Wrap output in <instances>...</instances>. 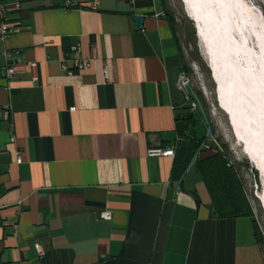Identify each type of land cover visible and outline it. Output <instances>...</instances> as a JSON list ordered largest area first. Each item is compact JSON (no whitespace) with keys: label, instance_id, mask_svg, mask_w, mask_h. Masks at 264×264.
<instances>
[{"label":"crops","instance_id":"crops-1","mask_svg":"<svg viewBox=\"0 0 264 264\" xmlns=\"http://www.w3.org/2000/svg\"><path fill=\"white\" fill-rule=\"evenodd\" d=\"M1 1L19 6L12 78L0 57V264H264L246 197L247 214L218 216L193 162L172 181L174 156L147 155L175 149L193 65L174 0ZM73 44L89 64L68 74Z\"/></svg>","mask_w":264,"mask_h":264},{"label":"bare ground","instance_id":"bare-ground-1","mask_svg":"<svg viewBox=\"0 0 264 264\" xmlns=\"http://www.w3.org/2000/svg\"><path fill=\"white\" fill-rule=\"evenodd\" d=\"M182 2L206 54L216 102L227 117L234 140L261 177L259 199L264 213V22L246 0ZM227 26L231 32L225 31ZM215 33L220 35L216 38L221 46L233 52L232 66L238 72L233 87L225 72L230 58L223 57L225 48H215Z\"/></svg>","mask_w":264,"mask_h":264},{"label":"rangeland","instance_id":"rangeland-1","mask_svg":"<svg viewBox=\"0 0 264 264\" xmlns=\"http://www.w3.org/2000/svg\"><path fill=\"white\" fill-rule=\"evenodd\" d=\"M174 2L179 7L176 8V12L187 21L193 35L192 48L189 50V58L193 65L187 71H183L190 81L191 92L187 94L181 92L182 113L188 112L197 119L194 131L198 137L205 135L200 145L203 154L218 151L224 154L228 165L234 167L243 187L244 196L251 203L264 234V213L259 199L262 190L261 177L243 153L241 146L234 140L227 117L216 102L215 84L211 79L206 54L197 38L194 22L187 16L182 0H174ZM246 2L264 22V0H246ZM205 130L206 132L209 130L210 135L207 136Z\"/></svg>","mask_w":264,"mask_h":264},{"label":"trees","instance_id":"trees-1","mask_svg":"<svg viewBox=\"0 0 264 264\" xmlns=\"http://www.w3.org/2000/svg\"><path fill=\"white\" fill-rule=\"evenodd\" d=\"M196 121L195 116L187 112L177 122L178 140L171 169L172 181H179L194 159L195 172L208 190L215 213L222 217L247 214L246 199L234 167L228 165L224 154L218 151L203 154L200 145L205 135L200 137L196 135L194 131ZM194 196L197 198L196 194Z\"/></svg>","mask_w":264,"mask_h":264},{"label":"built area","instance_id":"built-area-1","mask_svg":"<svg viewBox=\"0 0 264 264\" xmlns=\"http://www.w3.org/2000/svg\"><path fill=\"white\" fill-rule=\"evenodd\" d=\"M71 4L72 3L70 0H65L63 6L64 8H68L70 7ZM98 4H99V0H92V2L89 4V7L92 9H96ZM10 5H12L14 8H18L19 6L17 2H14L13 4H8L0 0V57L3 59L2 69L5 73L6 78H12L16 74L15 62L13 60V56L14 54H16V52L9 51L6 48L2 47V44L13 30L8 26L6 22V18H7L6 14ZM88 64H89V60L79 56V47L76 44H73L69 47V50L65 53L64 57L60 61L61 68L68 74H71L73 70H79V71L83 70L85 67L88 66ZM29 66L31 69L34 70L36 64L35 62H30ZM104 73L106 74V70L104 71ZM177 87L184 94L185 93L187 94V92L188 93L191 92L190 81L188 78L185 77L184 72L179 73ZM185 96L187 98V95ZM147 155L150 157L152 156L173 157L174 148L172 146L165 148L152 146L147 149ZM15 161L16 163L21 162V153L18 150L15 151ZM100 216L106 219L110 217L109 212L107 211L101 212ZM34 246L37 252L39 254H42L39 244L35 243Z\"/></svg>","mask_w":264,"mask_h":264},{"label":"water","instance_id":"water-1","mask_svg":"<svg viewBox=\"0 0 264 264\" xmlns=\"http://www.w3.org/2000/svg\"><path fill=\"white\" fill-rule=\"evenodd\" d=\"M208 8H210V7H208ZM132 19H133V21L139 26V27H141L142 26V21H143V18L141 17V16H138V15H134V16H132ZM211 21H208V23H210ZM221 27H222V24L220 25ZM229 30H230V32H231V29H230V26H227V28L225 29V31L226 32H229ZM217 32V31H216ZM222 32H224L223 30H222ZM216 34V36L215 37H213L212 39L213 40H215L216 41V45L217 46H215V48L216 49H218V48H220L221 50L222 49H224L225 48V51L227 50V53L225 52V51H223V57H225L226 58V55H228L229 57L228 58H230V65L229 64H227V66H226V68H225V72L227 73V74H229V76H230V83H229V85H231V87H233V85H235V83H236V79H237V73L238 72H236L235 73V70H234V68H233V64H232V55H233V52L230 50V48H229V50L228 49H226V48H228L227 46H225V47H223V46H221V44L219 43V41H218V38H216V37H220V35H219V33H215ZM222 35V34H221ZM212 40V41H213ZM214 46V45H213ZM226 53V54H225ZM230 53L232 54V55H230ZM219 55H220V57L222 56L220 53H218ZM235 58H236V62H237V59L239 60V58L238 57H236L235 56ZM206 135L208 136V135H210V131L209 130H207V132H206ZM257 169V168H256Z\"/></svg>","mask_w":264,"mask_h":264}]
</instances>
